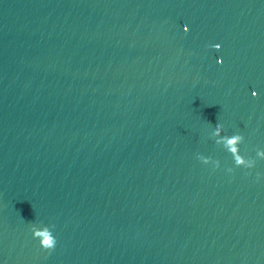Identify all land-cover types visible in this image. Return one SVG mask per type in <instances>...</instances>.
I'll list each match as a JSON object with an SVG mask.
<instances>
[{
	"label": "water",
	"instance_id": "95a60500",
	"mask_svg": "<svg viewBox=\"0 0 264 264\" xmlns=\"http://www.w3.org/2000/svg\"><path fill=\"white\" fill-rule=\"evenodd\" d=\"M0 264H264V0H0Z\"/></svg>",
	"mask_w": 264,
	"mask_h": 264
},
{
	"label": "clouds",
	"instance_id": "9594fccd",
	"mask_svg": "<svg viewBox=\"0 0 264 264\" xmlns=\"http://www.w3.org/2000/svg\"><path fill=\"white\" fill-rule=\"evenodd\" d=\"M233 140H239V137H234ZM33 237L39 239L40 246L43 249L51 250L56 245V238L47 229L44 230L43 234L39 232L34 233Z\"/></svg>",
	"mask_w": 264,
	"mask_h": 264
}]
</instances>
